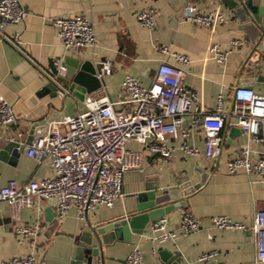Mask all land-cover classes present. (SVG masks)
<instances>
[{
    "label": "crops",
    "instance_id": "obj_1",
    "mask_svg": "<svg viewBox=\"0 0 264 264\" xmlns=\"http://www.w3.org/2000/svg\"><path fill=\"white\" fill-rule=\"evenodd\" d=\"M194 1L20 0L27 10L25 24L9 26L7 33L21 42L26 54L0 37V97L13 105L19 118L17 125L0 129V152L10 141L20 142L24 149L17 158L12 153L6 159L0 157V189L11 180L24 184L54 174L49 160L40 164L28 155L29 145L26 142L31 122H38L48 129L51 122L75 116L86 109V99L80 101L74 97L42 95L48 80L42 77L32 60L49 72L51 62L56 60L62 63L86 60L98 70L100 62L109 60L112 72L104 77L105 85L92 94L103 91L112 101L120 102L126 97L122 82L127 75L138 78L145 87H149L161 63L178 65L173 56L163 52L164 48L171 53L187 55L191 63L183 66L185 84L195 94L188 123L200 112L215 111L219 96L224 98L225 110L231 111L233 90L244 86L248 71L242 69L249 58L257 62L262 70V77L254 79L250 88L264 95V38L256 47L239 30L233 1L228 6L223 0H200L201 9H218L226 14L227 21L215 28L185 21L182 18L183 9ZM261 5L264 6V0ZM150 8L157 11V27L153 31L137 20V12ZM77 15H85L91 20L98 42L84 50H66L51 20ZM235 39L244 44L231 49L230 44ZM213 44H219L228 51L224 64L212 58L210 47ZM19 133H24V136L19 138ZM223 136L224 151L217 160L205 156L206 138L202 128H198L189 139L191 145L201 149L197 156L186 155L180 150L170 160H164L149 154L135 140L127 144L129 151L142 155V166L125 173L124 195L112 207H99L88 212L93 224L128 215L137 204L138 194L144 192L147 185L168 190L185 176L190 177L192 184H198L201 178L197 169H203L210 175L189 198L186 208L176 209L166 217L170 220L169 230L178 234L177 241H153L151 237L155 233L151 224L142 235L133 234L130 243H117L108 248L106 264H125L135 247H139L144 254L143 264H158L160 254L170 257L175 252L182 255V264H200V256L211 251L218 252L212 264H264L258 261L253 234L234 229L219 230L212 222L213 217L227 216L251 226L256 214L264 211V177L248 175L244 171L230 174L227 169L228 161L236 158L249 143L253 160H264V143L250 142L248 135L229 121ZM185 210L200 221L201 227L196 232H182L180 220ZM15 212L7 203L0 202V263L34 252L37 264H69L81 232L76 206L59 218L56 200L35 198L33 207L22 208L17 216ZM53 218L60 222L53 232H49ZM20 225H40L38 237L21 238L17 234ZM153 249H157L156 255H153Z\"/></svg>",
    "mask_w": 264,
    "mask_h": 264
},
{
    "label": "built area",
    "instance_id": "obj_2",
    "mask_svg": "<svg viewBox=\"0 0 264 264\" xmlns=\"http://www.w3.org/2000/svg\"><path fill=\"white\" fill-rule=\"evenodd\" d=\"M196 0L183 9L182 18L197 26L215 28L227 21L222 10H203ZM27 10L20 0H0V37L13 44L26 54L19 40L13 39L7 32L8 27L25 24ZM137 20L153 31L157 27V11L153 8L137 12ZM57 27L60 39L66 50H84L98 42L94 24L85 15L51 20ZM244 44L232 40L231 49ZM163 52L174 57L178 65L167 62L160 64L156 77L149 87L131 75H127L122 86L126 93L124 100L112 101L103 91L87 96L86 109L75 116H69L49 124L46 133L35 137L28 147V155L42 164L49 160L53 176L19 184L15 180L0 189V202L14 208L15 216L25 207H33L35 198L56 200L59 218L76 206L79 220H84L87 211L99 207H112L116 200L123 197V180L126 172L140 169L142 155L129 151L127 144L137 141L145 150L160 159L170 160L177 151L197 156L201 149L189 143L198 128H202L206 138L205 156L210 160L219 159L224 151L223 131L229 121L239 126L249 137L250 142L264 143V95L245 86L233 90L231 111L225 110L223 96H219L215 111L200 112L191 123L187 117L192 114L195 94L185 84L186 71L183 66L191 63L187 55L171 53L167 48ZM227 50L219 44L210 47L212 58L224 64ZM32 62L40 70L42 77L56 81V76L38 63ZM54 64L65 71L60 60ZM112 63L100 62L98 77L111 74ZM232 118V120H231ZM19 118L14 107L0 97V129L17 125ZM24 133H19L22 138ZM13 140H15L13 138ZM230 174L244 171L248 175L264 177V160L252 158L250 143L240 154L228 161ZM219 230H240L254 235L258 261L264 262V211H260L251 226L237 222L227 216L212 218ZM170 220L163 218L153 224L155 233L151 239L159 243L167 240L177 241L176 231L169 230ZM180 227L184 234L200 229V221L188 210L181 214ZM40 225H20L17 234L21 238L38 237ZM34 250L36 246L34 245ZM153 255L157 249H153ZM217 251L205 252L200 264H212ZM144 254L135 247L125 260V264H143ZM0 264H37L33 252L27 256L14 257Z\"/></svg>",
    "mask_w": 264,
    "mask_h": 264
},
{
    "label": "water",
    "instance_id": "obj_3",
    "mask_svg": "<svg viewBox=\"0 0 264 264\" xmlns=\"http://www.w3.org/2000/svg\"><path fill=\"white\" fill-rule=\"evenodd\" d=\"M230 6L233 1L234 13L239 20V30L244 32L251 43L258 47L264 38V6L262 0H223ZM65 71L57 67L54 61L50 64L51 73L56 76V81H48L41 94H48L52 98L74 97L84 101L86 97L105 85L104 78L98 77L97 67L90 61L72 60L63 63ZM247 70L245 87H250L254 79L262 77L261 66L249 58L242 69ZM47 126L38 122H31L27 145H30L35 137L43 136ZM24 149L18 141H10L0 152L1 158H7L9 153L18 157ZM200 174V182L192 184L190 177L185 176L177 180L175 186L168 190H160L157 186H146L144 192L138 194L135 208L126 216L93 224L88 217V211L84 220L80 221L81 232L73 258L69 264H106V250L117 243H130L133 234L142 235L146 227L159 222L176 209L186 208L189 198L199 190L208 180L209 173L203 169H197ZM160 191L159 193H157ZM60 220L51 219L52 225L49 232L56 229ZM249 234H252L249 232ZM112 259V258H111ZM44 262H42L43 264ZM158 264H182V255L175 252L170 257L160 254Z\"/></svg>",
    "mask_w": 264,
    "mask_h": 264
}]
</instances>
